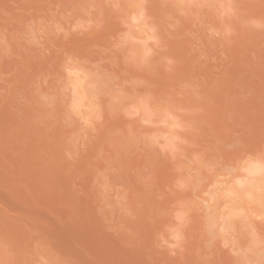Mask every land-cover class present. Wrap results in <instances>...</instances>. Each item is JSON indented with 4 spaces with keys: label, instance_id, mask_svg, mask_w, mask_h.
<instances>
[{
    "label": "rangeland",
    "instance_id": "obj_1",
    "mask_svg": "<svg viewBox=\"0 0 264 264\" xmlns=\"http://www.w3.org/2000/svg\"><path fill=\"white\" fill-rule=\"evenodd\" d=\"M261 162L264 0H0V264H264Z\"/></svg>",
    "mask_w": 264,
    "mask_h": 264
},
{
    "label": "snow or ice",
    "instance_id": "obj_2",
    "mask_svg": "<svg viewBox=\"0 0 264 264\" xmlns=\"http://www.w3.org/2000/svg\"><path fill=\"white\" fill-rule=\"evenodd\" d=\"M117 46L119 47L121 45H117ZM70 75H74V74L70 73ZM136 111L138 112L139 109H137ZM173 126H175V125H173ZM245 171H247L250 175L256 174V173L264 174V162L252 163V164H250V166L247 169H245ZM237 183H240V181H237Z\"/></svg>",
    "mask_w": 264,
    "mask_h": 264
},
{
    "label": "bare ground",
    "instance_id": "obj_3",
    "mask_svg": "<svg viewBox=\"0 0 264 264\" xmlns=\"http://www.w3.org/2000/svg\"><path fill=\"white\" fill-rule=\"evenodd\" d=\"M77 84H79V83H77ZM258 189L264 190V176H262V179L257 184L255 183L251 189L245 190L243 195H245L246 197L252 198V200L254 199V197H255V199H257V197L255 196V191H257ZM255 199H254V201H255Z\"/></svg>",
    "mask_w": 264,
    "mask_h": 264
}]
</instances>
